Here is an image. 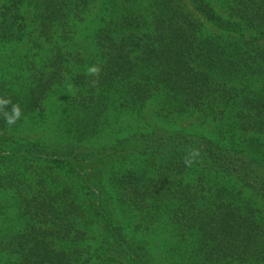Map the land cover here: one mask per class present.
<instances>
[{
  "label": "trees",
  "instance_id": "obj_1",
  "mask_svg": "<svg viewBox=\"0 0 264 264\" xmlns=\"http://www.w3.org/2000/svg\"><path fill=\"white\" fill-rule=\"evenodd\" d=\"M221 1L0 0V264H264V0ZM150 102L214 127L96 143Z\"/></svg>",
  "mask_w": 264,
  "mask_h": 264
},
{
  "label": "rangeland",
  "instance_id": "obj_2",
  "mask_svg": "<svg viewBox=\"0 0 264 264\" xmlns=\"http://www.w3.org/2000/svg\"><path fill=\"white\" fill-rule=\"evenodd\" d=\"M215 7L217 8V10L225 15L228 16L229 15V11L224 8L222 6V1L221 0H212ZM99 4V3H98ZM94 14V13H92ZM50 102V108L52 109H57L58 108V104H59V100H53V101H49ZM155 104L153 102H150V104H148L146 110L143 113V116L141 117H135V118H127L126 120H122L117 118V121L113 124L112 128H108L106 131L102 132L100 134V136L97 139L96 143H103L105 141H113V139L118 136L121 137L123 135V133L125 134L127 132V129L130 130H134L136 129L135 127L140 123L141 126H156V125H168L171 127H182V126H186L190 131H204L207 132L209 129L213 128V124L210 123H205L204 125L201 124L203 122L202 119L200 118V115H195V116H189V117H185L184 119L179 120L178 124L177 123H172V124H168L165 121L159 120L156 118V116L154 115L155 113ZM119 119V120H118ZM131 123V124H129ZM202 125V126H201ZM54 127L55 124H52L51 126L48 127L47 133H46V137H52L54 135ZM123 128L125 130H123V133L119 132V129ZM211 131V130H209ZM171 236V235H170Z\"/></svg>",
  "mask_w": 264,
  "mask_h": 264
},
{
  "label": "clouds",
  "instance_id": "obj_3",
  "mask_svg": "<svg viewBox=\"0 0 264 264\" xmlns=\"http://www.w3.org/2000/svg\"><path fill=\"white\" fill-rule=\"evenodd\" d=\"M92 71H95V69H93ZM7 103H9V101L0 100V104H7ZM12 112H13L12 115L7 116V122L9 125L14 124L16 122V120L19 119L21 116V110H20L19 106H14Z\"/></svg>",
  "mask_w": 264,
  "mask_h": 264
}]
</instances>
